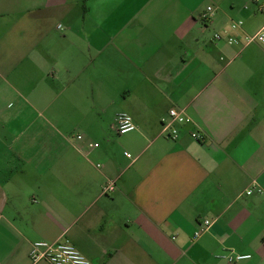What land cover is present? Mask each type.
I'll return each mask as SVG.
<instances>
[{"label":"crops","instance_id":"0c3cea01","mask_svg":"<svg viewBox=\"0 0 264 264\" xmlns=\"http://www.w3.org/2000/svg\"><path fill=\"white\" fill-rule=\"evenodd\" d=\"M232 21L254 35L264 13L251 0H0V264H50L32 244L64 237L93 264H229L231 251L264 264V47L214 41ZM174 107L203 141L190 125L163 135ZM121 112L136 131L117 133Z\"/></svg>","mask_w":264,"mask_h":264},{"label":"built area","instance_id":"2783aa9c","mask_svg":"<svg viewBox=\"0 0 264 264\" xmlns=\"http://www.w3.org/2000/svg\"><path fill=\"white\" fill-rule=\"evenodd\" d=\"M258 6L261 13H264V0H251ZM214 8L209 6L206 10L204 18L207 21L214 13ZM243 27V21H232L229 28L224 31L216 32L213 35L214 41L225 40L228 45L248 46L257 43L264 47V27L254 35H244L242 37L234 33ZM187 125L193 126L194 129L189 133L196 141H203L205 133L202 128L190 117L185 109L171 108L168 113V118L162 121V133L165 137L177 140L180 137L182 127ZM116 130L119 135H125L136 131L137 126L134 123L132 116L126 112H121L116 117ZM81 136L78 135L77 138ZM97 146V144H95ZM126 156L131 157L129 153ZM115 190V182H108L104 188V194H110ZM251 194V191L247 192ZM212 225V221L205 220L200 229L194 234V239L200 238ZM30 258L33 263L42 260L48 261L50 264H93L89 261L72 243L68 237L56 242L37 241L32 244ZM229 264H236L242 260L251 258L249 254H235L233 251L222 256Z\"/></svg>","mask_w":264,"mask_h":264}]
</instances>
